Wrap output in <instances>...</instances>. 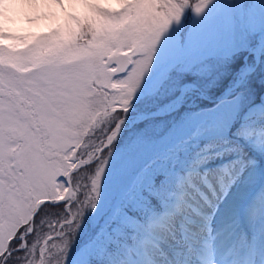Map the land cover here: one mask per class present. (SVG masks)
Instances as JSON below:
<instances>
[{"label": "rangeland", "instance_id": "374dc122", "mask_svg": "<svg viewBox=\"0 0 264 264\" xmlns=\"http://www.w3.org/2000/svg\"><path fill=\"white\" fill-rule=\"evenodd\" d=\"M84 2L85 0H0L3 28L19 32L18 37H7L8 35L2 34L0 28V49L7 48L10 53H22L30 47H35L40 55H49L56 49L73 43L85 24L79 15ZM254 6L253 3L250 5L251 11L247 10L246 18L250 20V27H259L264 24V8L261 9L258 5L260 12H257V9L253 10ZM66 17L67 23L63 21ZM182 18L162 36L150 67L129 101L132 105L119 116L113 117L116 121L128 115L127 121L119 123L118 130L112 127L109 138L111 140L101 153L99 152L101 155H107L118 151L116 155L130 158L131 155L144 156L150 151L152 155L157 156L150 164L142 167L133 178L134 183L129 189L124 188L121 191H124L123 194L116 197L113 206L117 210L112 206L111 214L103 218L101 226L105 234L104 240L110 243L116 242L113 234L125 236L124 229L127 225L139 223L140 231L133 235L130 242H127V239L117 240V249L106 254L105 259L109 264H264V251L260 253L257 248L251 250L246 259L239 256L248 236L254 240L252 247L263 245L264 231H260L259 225L264 219V123L242 124L244 137H236L234 132L229 134L226 131L230 122H233L231 127H234L235 122L239 123L240 116H248L250 121H253L264 110V90L256 96L246 83V75L255 69L258 62L255 64L253 56L259 44L262 45L258 57L262 53L264 33L258 35L257 42H249L247 51L242 54L243 61L239 63V70L247 71L237 76L235 74L234 78L226 77L224 80L226 70H221L220 62L198 63L192 70L179 64L180 54H187L195 45L189 43L181 50L177 46V35L184 25ZM71 23L73 29L69 27ZM215 42L206 38L201 45L210 46ZM214 47H217L216 43ZM4 59V54L0 52V62ZM184 67L186 75L193 72L195 78L179 77L184 73ZM261 69L264 71V66ZM235 80L237 81L234 89L240 91L231 98L234 89H228L233 86ZM183 83L190 85L189 88L184 89L177 101H168L173 92L178 94V87ZM215 83L219 84L217 90L211 89L207 94L199 88L200 85L212 88ZM149 98H152V101L167 99L154 108L162 111V106L165 105L164 113L155 115L161 117H156L157 119L140 129L126 130L133 124L128 121L141 114L142 104L145 105L144 101ZM212 98L218 100L211 106L212 102L209 100ZM149 104L150 102H147V105ZM248 124L254 125L253 132L246 128ZM105 132H108V128H105ZM205 135L210 138L220 137L223 140L236 137L242 141L243 138L244 152L238 153L237 159L234 157L235 153L227 146L220 150V147L204 144V150L189 155L187 142L190 138L194 140L192 146L196 147L197 144L201 145V138ZM141 136L151 143L139 142ZM104 141L101 137V144L95 145V152ZM98 157L90 156L86 159L89 163L85 165ZM193 160H196V169L189 166ZM123 163L122 158L113 162L121 168ZM125 164L127 165L126 162ZM101 174L105 178L104 173ZM88 175L89 172L85 171L78 177L85 198L92 194L90 184L87 189L84 186L85 177ZM176 176L181 178L177 179ZM155 178L157 186H154ZM124 179L122 176L116 181L123 182ZM261 186L263 193H259L261 197L257 199V203H251L245 211V226L242 227L236 218L238 206L224 208L223 203L227 200L228 204L238 200H242V203L247 197L253 196ZM174 187L177 188L176 191L171 192ZM100 190L104 192L102 187H97L95 192L98 194ZM149 195L159 197L163 205L161 212L148 205ZM128 196L132 206L125 203ZM120 204H123L126 210L133 208V213L119 209ZM141 210H144V213L139 214L143 215L135 216L138 214L136 212ZM52 216L54 215L51 214L48 219L51 220ZM60 218L63 219L61 213ZM84 222H87V219L82 216L77 228L71 231L70 237L54 241L61 245L63 250L52 249L46 264H89L90 256L87 255L84 259L82 254H88L96 246L95 227L90 221L87 222L89 227ZM42 235H49V232L43 231ZM75 249L77 250L74 251Z\"/></svg>", "mask_w": 264, "mask_h": 264}, {"label": "snow or ice", "instance_id": "6c2138e0", "mask_svg": "<svg viewBox=\"0 0 264 264\" xmlns=\"http://www.w3.org/2000/svg\"><path fill=\"white\" fill-rule=\"evenodd\" d=\"M212 3L85 0L73 43L49 55L0 49V264H46L63 250L54 241L95 207V181L85 198L78 180L95 162L84 161L110 138L162 36L186 9L201 16Z\"/></svg>", "mask_w": 264, "mask_h": 264}, {"label": "trees", "instance_id": "16d2710c", "mask_svg": "<svg viewBox=\"0 0 264 264\" xmlns=\"http://www.w3.org/2000/svg\"><path fill=\"white\" fill-rule=\"evenodd\" d=\"M253 3L254 8L253 10H256L257 12H260V9L264 8V0H213V3L209 6V8L206 10L204 14L201 16H197L191 8L186 9L185 13L183 15L182 20L184 21V25L180 28V31L177 35V46L179 50L186 48L189 43L190 45L195 44L192 46V50L189 51L187 54L181 53L179 56V64L186 65L187 68L190 70L194 69V67L198 63L203 62H212L218 63L220 62L222 65L221 70H226V77L228 78H234V75L237 74L240 70V64L242 59V54L247 51V47L249 45V42L255 41V35L264 28V24L260 25L259 27H250L247 16V10L249 9L251 11L250 5ZM255 11V14L257 13ZM264 11V9H263ZM262 11V12H263ZM7 16V14H6ZM264 16V12H263ZM263 19V17H261ZM68 18L66 17L63 19V21H66L67 23ZM3 19L0 18V28L2 29V34L10 37L15 36L18 37L19 32L17 31H11L6 30V28H3L2 25ZM190 24V26H189ZM71 29H73L72 23L69 26ZM63 29V28H62ZM60 32V30H59ZM215 33V37L212 38V35ZM1 33V30H0ZM206 38H210L213 41H216L210 46L201 45ZM17 40V39H16ZM198 47V49H197ZM259 60L256 64V67L254 70L250 71L247 76V86L251 89V91L256 95H260V93L264 90V71L261 69L262 66H264V46L262 53L259 55ZM263 57V58H261ZM219 64V63H218ZM184 73L180 75L179 77H185L188 76V78H195V74L189 73L186 75L185 71L186 68L184 67ZM185 78H182V80ZM181 80V81H182ZM217 83L213 85L212 88H209L208 86L203 87V85H200V89L205 94L209 93V91L217 90L218 88ZM240 90H234V95L231 98H234ZM173 92L172 94H174ZM171 94V97H173ZM176 94V93H175ZM174 94V95H175ZM231 94H229L230 96ZM228 96V98H229ZM170 97V98H171ZM168 98V99H170ZM204 98V97H203ZM205 99V98H204ZM167 99L162 100H154L152 101V98H149L148 101H144L146 104H142V107L140 109V113L148 112L150 110H153L158 105L166 101ZM206 100V99H205ZM216 100H210L209 102H212L211 106L215 104ZM147 102H150L149 105H147ZM132 105L129 102L128 108ZM208 107V106H207ZM262 107L264 108V104H262ZM127 108V109H128ZM138 109V108H137ZM156 117L161 116H150L143 118L132 125H130L126 130H137L142 128L144 125L149 123L150 121L157 119ZM241 120L239 123L234 124V127H231L233 122L229 123V128L226 130L229 132V134H232L234 132L236 137H244L245 133L243 130L242 124L245 123H253L255 125H261L264 123V110L259 113L255 120L250 121V118L240 116ZM113 119V118H112ZM254 125L250 126L248 124L246 128H248L251 132L254 130ZM235 128V129H233ZM125 130V131H126ZM234 130V131H233ZM165 136V135H163ZM234 138H227L223 140L220 137H213L210 138L209 136H203L201 145L197 144L196 147H193L192 144L194 143V140L190 138V141L187 142L188 149L190 152L189 155H193L196 152H199L201 150H204V144H209L212 147H220V150H223L222 147L227 146V148L231 149L238 159L241 151L244 150L245 140L242 138V141L240 139ZM182 141V140H181ZM184 141V140H183ZM139 142L142 143H151L144 139V136L139 137ZM118 151L112 152L110 155H104L103 152L99 154L98 158L92 162H95V167L92 169V173L87 177V180L84 181V186L88 187V184H92L93 179L97 187H102L104 189V192L102 190L99 191L95 195V207L94 208H87L84 210L83 216L87 219V222L90 221L94 224L95 227V245L94 249L90 251L88 254H82V257L85 259L87 255L90 256L89 258V264H109L107 260L105 259V255L108 253H113L118 246L117 240L119 239H127V242H130L133 238V235L135 233H139V223L127 225L126 229H124L125 236H120V234H113L114 239L116 242L110 243L108 241H105V234L102 232V226L101 222H103V218L105 216H109L110 208L114 204V200L117 196H120L123 194L121 191L124 188H128L131 186V184L134 183L133 178L138 175V173L141 171L142 167L147 166L148 163L150 164L151 161L157 157L156 155H152V152H148L146 155H131L124 157V155H116ZM101 153V152H100ZM119 158L123 159V167H119L115 164H113L114 160L116 162L119 161ZM125 159V160H124ZM127 163V165L125 164ZM196 160H193L189 166L192 169L196 168ZM101 173H104V176L106 179L102 176ZM124 176L125 179L123 182H118L116 180H119L120 177ZM110 177V179H109ZM177 179L181 178L180 176H176ZM157 178H155L154 186H157ZM125 185V186H124ZM124 186V187H123ZM135 186V185H134ZM129 189V188H128ZM176 187L171 191H176ZM263 193V191H262ZM90 195V194H89ZM88 195V196H89ZM259 197V193L256 194L255 199L257 200ZM264 201V200H263ZM127 205L132 206V203L130 202V197H127V200L125 202ZM147 203L149 206L155 208L156 210H159L161 212L163 210V205L159 199V197L156 196H150L147 198ZM124 207L123 204H120L119 209H122ZM114 210H117L115 206H113ZM118 209V210H119ZM124 209V208H123ZM126 210V209H124ZM161 210V211H160ZM132 210H126L128 213H133ZM55 212H60L59 206L56 207ZM55 212L52 214L55 215ZM61 216H63V212H60ZM138 213L135 216H142L144 213V210L137 211ZM139 221L141 218H138ZM84 222V223H87ZM129 226V227H128ZM87 227H89V224L87 223ZM128 227V228H127ZM38 235H41L40 232H38ZM47 236V235H45ZM75 249L74 251H76ZM73 251V252H74ZM82 253V252H81ZM103 258V259H102ZM112 264V263H110Z\"/></svg>", "mask_w": 264, "mask_h": 264}, {"label": "water", "instance_id": "95a60500", "mask_svg": "<svg viewBox=\"0 0 264 264\" xmlns=\"http://www.w3.org/2000/svg\"><path fill=\"white\" fill-rule=\"evenodd\" d=\"M263 33H264V29H262L261 31H259V32L256 34V36H255V42H257V40H258V35H261V34H263ZM261 45H262V44H259V45L257 46V48H256V52H255V54H254V56H253V58H254V60H255V63H256V61H257V59H258V53H259V50H260V48H261ZM254 65H255V64H254ZM254 65H253V66H254ZM245 71H246V70L243 69L241 72H245ZM236 81H237V80H235V82H234V84H233V87H234V85L236 84ZM189 86H190V85H188L187 83H183V84H181L180 87H179V90H178V94H176L173 98H171V99L168 100V101H177V100L179 99V97L181 96L182 92L184 91V89H185V88H189ZM193 87H194V86H193ZM194 88H196V86H195ZM224 96H226V95H224ZM224 96H221V97H224ZM164 108H165V105L162 106V111L152 110V111H149V112H147V113L137 114V119H132V120H130L129 122H134V121H137V120H139V119L146 118V117H150V116L161 115L162 113H164ZM127 117H128V116H127ZM126 119H127L126 117H121V118L117 119L114 128H115L116 130H118L119 123H122V122L127 121ZM116 130H115V133H116ZM113 136H114V134H113ZM111 138H112V137H111ZM110 140H111V139H107L106 141H104V142L102 143V145L97 149V151H96V155H98V153H99L103 148H105V147L108 145V143H109ZM84 163H86V162L84 161Z\"/></svg>", "mask_w": 264, "mask_h": 264}, {"label": "bare ground", "instance_id": "6f19581e", "mask_svg": "<svg viewBox=\"0 0 264 264\" xmlns=\"http://www.w3.org/2000/svg\"><path fill=\"white\" fill-rule=\"evenodd\" d=\"M242 200H238V201H233L231 204H228V200L227 201H225L224 203H223V205H224V208H228V207H231V208H235V207H237V206H239L240 205V202H241ZM224 211V210H223Z\"/></svg>", "mask_w": 264, "mask_h": 264}]
</instances>
